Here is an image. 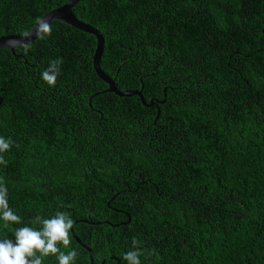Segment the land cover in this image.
<instances>
[{
  "label": "trees",
  "instance_id": "16d2710c",
  "mask_svg": "<svg viewBox=\"0 0 264 264\" xmlns=\"http://www.w3.org/2000/svg\"><path fill=\"white\" fill-rule=\"evenodd\" d=\"M69 0H0V37ZM263 0H79L104 39L55 21L51 35L0 49V178L20 224L74 220L73 264H264ZM62 58L53 87L41 79ZM39 255V253H37ZM42 264H58L57 256Z\"/></svg>",
  "mask_w": 264,
  "mask_h": 264
},
{
  "label": "clouds",
  "instance_id": "9594fccd",
  "mask_svg": "<svg viewBox=\"0 0 264 264\" xmlns=\"http://www.w3.org/2000/svg\"><path fill=\"white\" fill-rule=\"evenodd\" d=\"M35 23V34L38 39L44 40L51 35L52 27L42 17H38ZM23 35L28 37L30 33L24 32ZM23 47L27 54L31 45L26 43ZM62 63V58L53 59L41 73V79L48 86H55ZM12 144L10 137L7 139L0 137V165H7L3 153L9 151ZM0 219L5 222V228L9 223H21V218L9 207L8 189L2 178H0ZM34 222L42 224V227L38 230L29 226L19 227L15 229L14 242L7 238L0 240V264H42V257L49 255L57 256L58 264H73L78 253L74 249L65 253L57 247L60 244L68 248L71 244L69 232L74 226L71 216L67 212L58 211L49 219L36 216ZM132 245L133 250L125 252L122 259L127 264H141L139 241L133 239Z\"/></svg>",
  "mask_w": 264,
  "mask_h": 264
},
{
  "label": "water",
  "instance_id": "95a60500",
  "mask_svg": "<svg viewBox=\"0 0 264 264\" xmlns=\"http://www.w3.org/2000/svg\"><path fill=\"white\" fill-rule=\"evenodd\" d=\"M79 0H69L66 4L63 6L47 13L42 17L45 21H47L49 24H52L55 21L62 22L65 24H68L80 31L86 32L94 36L96 40V47L93 54V69L98 77L99 80L103 81L107 85V89L103 91L102 93H114L115 95L119 97H131V96H138L144 106H152L151 103L146 104L144 101L142 94L140 91L130 90V91H118L114 85V82L110 77H108L104 71H102L99 67V62L101 59V56L103 54V48H104V39L101 33L94 29L92 26L78 20L72 13L71 9ZM262 13L264 15V0L262 5ZM35 28L36 23L34 24L33 28L30 29L28 32L30 35L28 37H24L23 34L21 35H8L0 37V49H9L12 53L14 52V48L23 46L26 43H30L34 41L37 37L35 34ZM72 232V229H70ZM74 240L77 244H79L83 249H85L90 257V264H94L93 260L91 258L92 251L90 248H88L85 244L81 242L79 238L76 236H73Z\"/></svg>",
  "mask_w": 264,
  "mask_h": 264
}]
</instances>
